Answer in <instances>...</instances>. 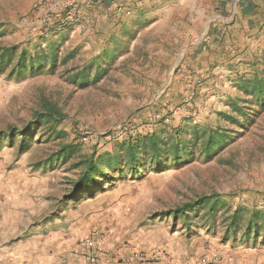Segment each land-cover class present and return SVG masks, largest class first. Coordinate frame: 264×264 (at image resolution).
Returning <instances> with one entry per match:
<instances>
[{"label":"rangeland","instance_id":"374dc122","mask_svg":"<svg viewBox=\"0 0 264 264\" xmlns=\"http://www.w3.org/2000/svg\"><path fill=\"white\" fill-rule=\"evenodd\" d=\"M63 1L0 0V25H9L6 35L0 33V56L3 48L12 50L0 65V190L20 176L22 194L34 204L25 209L34 208L28 229L39 225L46 235L85 223V238L99 230L108 242L164 254L171 264L175 241L190 253L184 264H264V224L258 235L244 232L249 212H264V106L238 90L243 80L264 77V3L256 13L233 15L225 14V6L235 0H216L206 16L209 26L193 34L207 52L199 72L187 65L188 55L179 59L187 43L179 15L120 14L113 22L120 30L103 42L73 40L46 34L42 24L50 16L59 22ZM86 1L93 6L102 0ZM15 4L22 7L23 26L12 24ZM40 47L58 50L54 68L12 73L21 52ZM112 54L117 56L110 60ZM98 57L100 72L105 70L98 81L85 87L71 81L75 70ZM194 76L201 82L187 90ZM231 101L246 108L242 116L231 114ZM50 105L60 115L44 117ZM229 113L236 123L222 117ZM193 128L226 131L232 140L210 159L197 147L191 157L165 159L158 168L145 164L139 176L115 175L90 195L69 199L86 160L125 158L123 142L152 134L167 147L182 145ZM209 196H215L217 210L210 211L212 200L174 220L177 209Z\"/></svg>","mask_w":264,"mask_h":264},{"label":"crops","instance_id":"0c3cea01","mask_svg":"<svg viewBox=\"0 0 264 264\" xmlns=\"http://www.w3.org/2000/svg\"><path fill=\"white\" fill-rule=\"evenodd\" d=\"M70 1L77 2L80 10L78 12L88 16V20L82 22L81 25L71 26L69 29L61 30L58 33L47 31L46 34L53 33L55 37L64 36L73 40L87 37L90 40L94 38L103 42L110 32L120 30L121 25L113 26L114 20L120 17V14L140 18V14L153 13L154 11L156 15H166L168 19L177 14L183 22L186 21L184 36L185 41H187L180 46L181 50H178L181 51L178 52L179 59L188 55L186 57L187 65L190 62L193 64L192 66H196L197 71H204L202 61L205 60L207 52L204 47L197 46L199 42L194 40L193 34L201 26L204 28L209 26L210 19L206 16L215 9L216 0H124L127 13L115 11L114 6L118 0H102L99 3H94L93 6L86 5L85 0ZM263 1L235 0L232 4L228 2L229 5L225 6V14L256 13L260 5L262 7ZM16 5L13 11L16 20L15 22L12 21V24H15V27L23 26V21L21 23L18 21V18L23 15L22 7ZM109 22H112L111 25ZM8 29L9 25L6 22L1 24V36L6 35ZM15 177L20 178V176ZM19 178H11L9 184L6 183L0 190V264H24L25 262L27 264H84L81 261L71 259L70 253L80 242L76 240L84 236L82 233L87 230L85 223L68 226L66 229L63 228L54 233L48 232L46 235L38 232L41 228L39 225L36 226L38 229L36 231L28 229L29 227L25 223L29 219L28 216L34 212V208L29 213H26L25 209L32 208L34 204L32 203V196L22 194V182ZM25 233H28L27 236H34L25 238ZM107 247L106 255L114 258L136 251L117 241L106 243ZM169 250V258L173 264H184L183 261L190 255L185 247L177 241L171 245ZM139 252H143L145 255L153 253L150 250H140ZM190 252L192 253V251Z\"/></svg>","mask_w":264,"mask_h":264},{"label":"trees","instance_id":"16d2710c","mask_svg":"<svg viewBox=\"0 0 264 264\" xmlns=\"http://www.w3.org/2000/svg\"><path fill=\"white\" fill-rule=\"evenodd\" d=\"M68 11H61L59 15V22L56 24L53 22L51 29H57L61 27L63 19L68 15ZM67 28L64 29H69ZM57 31L56 33H58ZM11 49L3 48L1 50L0 56V65L4 63L3 59L6 57L7 61L11 58ZM106 54V52H104ZM58 50L49 49V52H46L44 48L40 47L33 54H28L26 51H23L19 54L15 68L11 71L15 75L24 73L25 71H35L42 67L48 66L49 69L55 67L58 61ZM117 55L112 54L108 56L110 60H113ZM99 60V57L92 61L89 65L75 70L71 75V81L76 83L80 87H85L90 84L95 83L102 76L100 72L101 65L96 63ZM65 58L62 59L64 63ZM95 71L94 77L92 80H89L91 77V72ZM238 90L246 96H251L254 98V101L258 104L259 107L263 108L264 106V77L262 78H253L249 80H243L239 83ZM237 101H231L229 103L231 107V114L243 115L246 108L240 106L236 103ZM248 100H243L242 103H248ZM231 114H222V117L229 118L233 123L237 122L236 118H231ZM60 115L59 111L56 108H52L50 105L46 110L44 117L54 118ZM252 118L246 120V124H251ZM226 131H219L218 129L212 130L207 129L201 132H198L197 129L193 128L191 132L192 138L185 140L181 145V142L171 143L170 145L164 144L162 140L156 138L153 134L145 138L137 139L135 142H123L121 144L122 151L126 153V157L115 154L111 157L98 156L97 158H90L85 161L84 170H82L79 179L75 182L73 191L69 196L70 200H80L84 194H91L95 189L101 188L104 184L110 182L115 175L117 177L123 178L126 173H130L133 177L139 176L142 173L145 164L150 167L158 168V165L167 160H173L175 162L182 159V157H191L195 148L199 147V152L203 153L206 159H210L212 156H215L219 149L225 146L229 141L232 140L230 135H226ZM10 135V134H9ZM7 136L10 138V136ZM22 136V133H19ZM17 136V135H16ZM3 137V136H2ZM215 196L203 197L198 200V202L187 203L181 208L173 212L174 220L177 219V215H184L185 211H190L194 207L199 206L200 204L208 203L209 201L214 200ZM216 200L211 203L210 211L217 210ZM237 216L238 213H235ZM233 215L232 219L235 221L236 216ZM259 223L264 224V212L253 210L249 212V220L246 223L244 228L245 234L258 235L259 229L261 228ZM233 224V222H232Z\"/></svg>","mask_w":264,"mask_h":264},{"label":"built area","instance_id":"2783aa9c","mask_svg":"<svg viewBox=\"0 0 264 264\" xmlns=\"http://www.w3.org/2000/svg\"><path fill=\"white\" fill-rule=\"evenodd\" d=\"M77 2L64 0L61 3L62 10L68 11V15L63 19L61 27L51 29L53 22L50 16L43 19L42 24L46 31L56 33L64 30L73 24L81 25L84 20H88V16L82 15L80 12L74 11ZM91 1H86V5L90 6ZM124 0H118L115 3L114 9L117 12H128ZM192 78L191 76H188ZM201 79L198 76L193 77V84L191 87L187 86V90H192L195 84H200ZM107 238L101 231L96 230L92 232L87 238L80 241L70 253L73 260L81 261L84 264H171L164 254L145 255L143 252L134 251L127 253L119 258H114L106 255Z\"/></svg>","mask_w":264,"mask_h":264}]
</instances>
